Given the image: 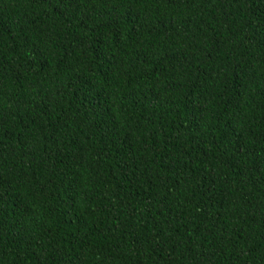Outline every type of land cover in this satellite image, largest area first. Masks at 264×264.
Returning a JSON list of instances; mask_svg holds the SVG:
<instances>
[{
  "label": "trees",
  "instance_id": "16d2710c",
  "mask_svg": "<svg viewBox=\"0 0 264 264\" xmlns=\"http://www.w3.org/2000/svg\"><path fill=\"white\" fill-rule=\"evenodd\" d=\"M0 264H264V0H0Z\"/></svg>",
  "mask_w": 264,
  "mask_h": 264
}]
</instances>
